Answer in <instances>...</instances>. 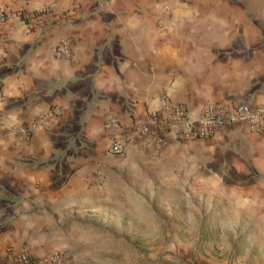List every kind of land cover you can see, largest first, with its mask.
Masks as SVG:
<instances>
[{
  "label": "crops",
  "instance_id": "1",
  "mask_svg": "<svg viewBox=\"0 0 264 264\" xmlns=\"http://www.w3.org/2000/svg\"><path fill=\"white\" fill-rule=\"evenodd\" d=\"M61 42L70 57L54 54ZM161 100L191 118L208 103L263 105L264 0H0V264L52 254L42 232L101 192L92 172L149 154L128 135ZM169 149L206 159L207 181L227 185L215 207L264 238V133Z\"/></svg>",
  "mask_w": 264,
  "mask_h": 264
},
{
  "label": "rangeland",
  "instance_id": "2",
  "mask_svg": "<svg viewBox=\"0 0 264 264\" xmlns=\"http://www.w3.org/2000/svg\"><path fill=\"white\" fill-rule=\"evenodd\" d=\"M148 153L105 159L92 172L95 185L103 178L101 192L42 232L58 244L52 253L69 264H264L262 230L215 207L227 185L207 181L206 159Z\"/></svg>",
  "mask_w": 264,
  "mask_h": 264
},
{
  "label": "built area",
  "instance_id": "3",
  "mask_svg": "<svg viewBox=\"0 0 264 264\" xmlns=\"http://www.w3.org/2000/svg\"><path fill=\"white\" fill-rule=\"evenodd\" d=\"M56 57L68 58L70 51L66 42H61L54 51ZM112 128L117 123L108 120ZM242 127L251 132L264 133V104L223 105L208 103L196 118H191L187 109L177 103L161 100L142 122L132 128L128 139L146 147L152 156H157L169 143L194 142L198 140L223 137L233 128ZM109 151L113 155H122L124 146L113 140ZM9 264H69L63 253L53 252L47 257L37 258L28 250L9 255Z\"/></svg>",
  "mask_w": 264,
  "mask_h": 264
},
{
  "label": "trees",
  "instance_id": "4",
  "mask_svg": "<svg viewBox=\"0 0 264 264\" xmlns=\"http://www.w3.org/2000/svg\"><path fill=\"white\" fill-rule=\"evenodd\" d=\"M161 264H172L171 262H168V261H166V262H163V263H161Z\"/></svg>",
  "mask_w": 264,
  "mask_h": 264
}]
</instances>
